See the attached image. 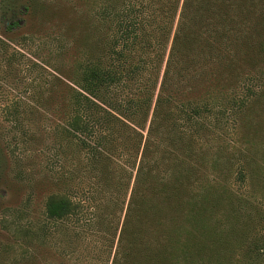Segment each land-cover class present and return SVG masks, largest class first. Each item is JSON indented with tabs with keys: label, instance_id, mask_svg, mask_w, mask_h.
<instances>
[{
	"label": "trees",
	"instance_id": "trees-1",
	"mask_svg": "<svg viewBox=\"0 0 264 264\" xmlns=\"http://www.w3.org/2000/svg\"><path fill=\"white\" fill-rule=\"evenodd\" d=\"M69 27L41 112L8 111L48 121L16 130L52 186L37 237L103 264H230L213 221L245 200L229 179L264 173V0H95Z\"/></svg>",
	"mask_w": 264,
	"mask_h": 264
},
{
	"label": "rangeland",
	"instance_id": "rangeland-1",
	"mask_svg": "<svg viewBox=\"0 0 264 264\" xmlns=\"http://www.w3.org/2000/svg\"><path fill=\"white\" fill-rule=\"evenodd\" d=\"M91 1L95 5V0H0V264H103L94 249L69 245L65 237H37L43 202L52 186L44 180L47 173L41 165L33 158L26 161L30 153L16 130L39 131L46 137L48 121L31 124L20 115L19 126L8 113L15 100L25 111L41 112L35 94L39 86L46 87L54 68L50 47L59 30L76 26ZM47 141L44 138L42 144ZM258 164L264 170V156ZM209 178L222 181L223 177L211 173ZM228 184L232 193L245 199L231 200L213 221L222 224L224 231L219 233L235 250L230 264H264V173L258 185L250 179L243 183L229 179Z\"/></svg>",
	"mask_w": 264,
	"mask_h": 264
}]
</instances>
